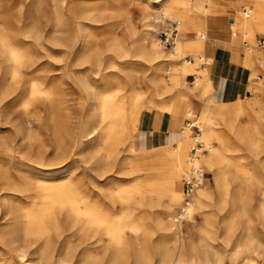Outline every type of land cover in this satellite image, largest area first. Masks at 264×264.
<instances>
[{
  "label": "bare ground",
  "instance_id": "1",
  "mask_svg": "<svg viewBox=\"0 0 264 264\" xmlns=\"http://www.w3.org/2000/svg\"><path fill=\"white\" fill-rule=\"evenodd\" d=\"M154 1L161 3L165 16L175 19L178 30L183 22L175 16L179 12L219 14L227 5L238 11L242 5L241 17L248 19L253 11L247 0ZM97 8H94L97 12L102 10ZM92 9H81L83 16L90 17ZM143 19L144 27L133 37L132 45L113 37L107 45V54L94 47L91 36L85 34V25L75 32L70 44H64L66 57L73 58L74 65L80 66L77 81L87 95L86 115L79 125L81 134L74 139V147L79 152L87 150L91 154L92 169L100 175L110 171L131 174L132 186L146 205H151L154 197L160 194L161 187L154 182L156 173H164L167 179L162 189L166 203L158 216L159 228L179 226L183 221L178 216L183 215L187 219L183 235H176L171 245L163 240V245L156 247L158 257L154 262L147 251H137L134 240L124 238L122 232L126 229L135 232L138 227L131 221L123 223L119 217L108 215L98 193L81 178L71 176L67 168V160L71 157L67 160L63 157L65 150H62L54 125V165L45 161L46 158L45 162H38L32 154H22L12 171L0 173V216L4 219L0 226V249L4 246L8 250L7 256L0 258L1 264L14 259L19 264H128L130 256L134 257L132 264H192L199 251L204 253L205 262H213L206 252L215 217L223 225L222 234L228 236L239 230V237L230 250L233 264H249V256L258 255L264 249L259 239L261 234L258 238L253 235V229H258L252 224L254 215L264 222V82L261 96L254 101L241 99L234 105H218L221 102L215 98L213 79L207 72V63L212 58L202 53L187 54V45L178 37L176 43L166 48L163 41L155 37L156 27L151 17ZM244 27L248 30L249 24L246 22ZM23 34L25 36L24 31ZM200 35L204 33L198 32ZM29 47L24 38L15 41L7 33L0 34V54L7 61L0 84V101L20 92L18 113L22 121L12 120L11 123L27 148L37 139L43 144L41 135L49 131L56 120L55 108L49 102L51 94L37 67L41 63L40 51L35 53ZM247 50L252 52L253 48ZM189 55L199 64L203 62L198 61L206 59L207 64L201 67V76L195 74L190 87L185 81L187 72L194 70ZM256 64L264 69L263 50L254 51L247 67L250 71L248 86L252 84L253 65ZM108 68H114L117 73L110 74ZM146 70L148 74H143ZM128 82L132 93L125 97L122 89ZM144 90H148V103L138 110V100ZM192 96L203 102L197 115L190 105ZM183 99H187L188 104L181 129L162 145L145 142L139 129L145 112L152 108L172 111L174 101ZM43 123H46L44 127L40 125ZM218 124L224 129L216 127ZM2 125L0 122V129ZM192 127L199 128L197 136H189ZM231 137L245 144L252 155L257 154L258 174L248 169L241 156L230 155V151L236 150L231 145ZM193 148L197 151L193 152ZM121 151L127 153L120 157ZM192 168L212 173L214 185L203 181L202 176L188 204L184 205L179 177L181 175L183 182L185 172ZM256 193L259 198L253 209L251 201ZM178 203L179 209L173 214ZM182 208L184 213L180 211ZM194 213L201 218L200 223L193 218ZM214 261L219 264L220 258Z\"/></svg>",
  "mask_w": 264,
  "mask_h": 264
},
{
  "label": "rangeland",
  "instance_id": "2",
  "mask_svg": "<svg viewBox=\"0 0 264 264\" xmlns=\"http://www.w3.org/2000/svg\"><path fill=\"white\" fill-rule=\"evenodd\" d=\"M261 1L263 0H255L254 2H252V0H247L249 5L253 8L252 16H250L251 21L256 18V9L259 5L258 3ZM228 6L229 7H227L223 13L225 17H233V15H237L238 12H240L242 16V5L239 11L234 9V7L232 8L231 5ZM92 8L102 10L97 12L94 9L95 13ZM81 9H92V15L90 17L85 16L88 19L85 18ZM95 15L97 16L95 17ZM186 15L187 14L182 12L175 14L176 17L183 20L178 30V40L181 38L180 32L184 27ZM144 16L151 17V22L156 27V31L154 32L155 37L160 41L162 40V31L177 25L175 19L169 16L167 17L162 13L161 3H157L154 0H0V34L7 33L11 39L15 41L24 38L28 41L31 51L35 53L38 50L40 51L41 59L39 62L41 61V63L37 65V67H39V70L41 69L40 73H42L45 78L46 90L51 94L49 102L53 105L55 108L54 111L56 112L55 123L51 124L49 131L45 128L47 132L41 135L43 144H40V141L37 139L31 148H27L23 144V141H20L16 132H14L15 129L12 127L13 125L11 123L12 120L18 121L19 119L22 121V117L19 115L20 113H18V109L21 105L20 92L9 94L0 101V122L1 124L3 123L0 129V173L4 170L12 171L13 166L16 161H18V156L22 154H28L29 156L32 154V158H35L36 161H47L54 165L56 162V137L55 134H53V126L55 125V131L59 133L58 138L61 141L62 150H65L63 157L66 158V160L67 157H71V159L67 160V168H69L71 176L81 178V181L89 185L91 190L93 189L98 193L101 202H103L104 210L108 215L119 217L123 223L131 221L138 227L135 232L126 229L122 234L124 238L134 240L135 249L137 251H147L150 256L153 257L154 262L158 257L156 255V247L163 245V240L171 245L176 235L182 236L187 219H184L183 222L179 223V226L173 229H169L167 226L168 228L160 230L158 216L164 209L166 203L165 192L164 189H162L165 188L167 179L164 173H156L154 182L161 187L160 194L154 197L151 205H146L141 201L138 194L139 192L132 186L134 180L131 174L127 175L110 171L100 175L92 169L94 162L90 156L91 154L87 152V150L79 152V150L74 147V139L76 140V137L81 134L80 126L86 115L87 95L77 81L80 66L74 65L73 58L68 59L64 50V44H70L72 42L76 34L75 32H77L82 25L86 27L85 34H89L91 39H93L94 47L104 54L108 53V50H106L107 45L113 37L123 39L130 46L132 45L133 37L144 27ZM39 29L41 31H38ZM238 31L241 30L238 29ZM237 41L241 42V39L239 38ZM40 42L42 46L39 45ZM253 43V50L264 51V48H259L255 45V42ZM40 46L41 48H39ZM165 47L170 48V46ZM187 57L192 58L194 62V70L187 72L185 75L186 84L190 87L192 86L191 81L195 79V74L197 73L201 76V67L204 65L207 66V64L205 62L206 59L198 61L203 62L199 64L197 63V59L193 58L191 55ZM138 61L142 64H147L145 60L142 61L138 59ZM6 66L7 61L0 54V84L2 83ZM138 67H140V65H138ZM108 69L110 70H108L110 74L114 75V73H117V70L114 68ZM253 71V80H251L252 84L248 86L249 92L247 95H244L242 98L238 96L235 102L218 103V105H234L241 99L243 101H254V99L261 96V87L264 82V69L253 65ZM36 74H38V72ZM135 74L139 78L137 72H135ZM143 74H148V71L146 70ZM131 90V85L128 82L124 89H122V92L126 97L132 93ZM147 93L148 90L142 91L138 100V110L148 103ZM189 101L192 109H194V115L200 113L199 110L203 104L201 99L192 96ZM154 105H156V103H154ZM185 120L186 116L183 123ZM40 125L44 127L46 123ZM36 126H39L38 122H36ZM216 127L224 129L222 124H218ZM128 130L136 131L137 129ZM121 131L125 133L127 130ZM198 133H200L199 128L192 127L189 136H197ZM14 136L18 137L14 139ZM230 141L231 145L236 148V150L230 151V155L233 157L241 156L243 163H246L248 169L258 174L257 154L252 155L245 144L235 140L234 137H231ZM212 144H215V142L213 141ZM121 149H123V147ZM42 151H44V153H42ZM126 153V151H121L120 157L124 156ZM44 155H46V157ZM44 158H46L45 161ZM89 159L92 160L90 161ZM185 165L183 161V166ZM203 172V181H207L213 186L212 173L206 170ZM179 178L183 193L181 175ZM258 198L259 194L256 193L251 201V207L253 209L258 202ZM181 199H183V197ZM178 209L179 203L174 206L173 214H175ZM193 218L195 220L197 219V223L201 222V218L195 213ZM215 218V223L210 235L211 237L208 238L210 246L207 248L206 252L208 258L212 259L213 262H205L206 258L205 255H203L204 253L199 251V256L192 259V264H218L214 261L218 257L220 258L219 264H233L230 257V250L239 237V230H234L228 236L224 235L222 234L223 225L221 221L217 219L218 217ZM254 220L255 221L252 223L254 224L253 228L256 227L258 230L254 231L256 229H253V235L258 238L261 234L259 239L261 238L260 240L264 245V222H261V218L255 215ZM2 221H4V219L0 216V226ZM2 248L3 249H0V251H3L0 253V258L8 254V250L5 249L4 246H2ZM129 260L128 264H132L134 257L130 256ZM247 260L249 264H264V249L258 255H250ZM18 262L17 259H14L8 264H19ZM241 264L244 263L242 262Z\"/></svg>",
  "mask_w": 264,
  "mask_h": 264
},
{
  "label": "crops",
  "instance_id": "3",
  "mask_svg": "<svg viewBox=\"0 0 264 264\" xmlns=\"http://www.w3.org/2000/svg\"><path fill=\"white\" fill-rule=\"evenodd\" d=\"M258 4L256 18L252 21L250 18L243 19L240 12L233 17H225L224 11L218 12L219 14L189 12L185 17L180 40L187 45V54L202 53L212 58L207 63V72L213 79L215 98L221 103L235 102L238 96L242 98L249 92L250 71L247 67L253 60L255 50L249 52L247 49L254 47L253 42L258 46V40L264 38V0ZM246 22L249 24L248 30L244 27ZM198 32H203L204 35L198 36ZM239 38L241 42L237 41ZM256 66L261 67L259 64ZM187 104V99L175 100L172 111H146L139 127L145 142L162 145L170 141L172 135L181 129Z\"/></svg>",
  "mask_w": 264,
  "mask_h": 264
},
{
  "label": "built area",
  "instance_id": "4",
  "mask_svg": "<svg viewBox=\"0 0 264 264\" xmlns=\"http://www.w3.org/2000/svg\"><path fill=\"white\" fill-rule=\"evenodd\" d=\"M177 33H178V29L176 28V25L173 26V28H169L166 29L164 31L161 32V37H162V41L164 43L165 46H172L175 43V40L177 39ZM258 46L261 48H264V38L258 40L257 42ZM199 147L201 146L200 143L197 144ZM193 152L197 151V148H193L192 149ZM194 170V171H193ZM204 176V172L199 169H193L192 171L190 169V171H186L184 176H183V192H184V205L188 204L189 202V196L191 195V193L194 191V189L197 187V185H199L200 182V178ZM183 205V208H184ZM180 209L181 212L184 211V209ZM184 213V212H183ZM178 218L183 221L185 219V217H181V215L178 216Z\"/></svg>",
  "mask_w": 264,
  "mask_h": 264
}]
</instances>
